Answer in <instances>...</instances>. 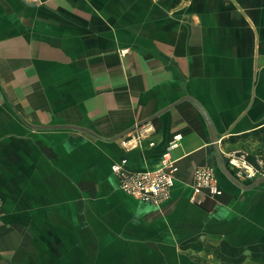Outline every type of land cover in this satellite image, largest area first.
<instances>
[{
  "label": "crops",
  "instance_id": "crops-1",
  "mask_svg": "<svg viewBox=\"0 0 264 264\" xmlns=\"http://www.w3.org/2000/svg\"><path fill=\"white\" fill-rule=\"evenodd\" d=\"M175 136L170 198L123 191ZM230 154L264 161V0H0V264H264Z\"/></svg>",
  "mask_w": 264,
  "mask_h": 264
},
{
  "label": "built area",
  "instance_id": "built-area-1",
  "mask_svg": "<svg viewBox=\"0 0 264 264\" xmlns=\"http://www.w3.org/2000/svg\"><path fill=\"white\" fill-rule=\"evenodd\" d=\"M31 1L41 3L45 0ZM179 139V136H175L170 142L159 165L155 168L141 171L129 170L126 157L114 162L112 171L119 179L120 188L140 200L155 205H160L168 200L180 169L177 160L171 154V150L177 146ZM228 157L229 169L242 181L252 180L256 175L264 174L261 173L263 172L262 160L252 165L239 154H230ZM193 190L195 194L207 191L214 198L220 197L224 192L215 169L210 166H200L195 170ZM3 205V201L0 199V216Z\"/></svg>",
  "mask_w": 264,
  "mask_h": 264
},
{
  "label": "water",
  "instance_id": "water-1",
  "mask_svg": "<svg viewBox=\"0 0 264 264\" xmlns=\"http://www.w3.org/2000/svg\"><path fill=\"white\" fill-rule=\"evenodd\" d=\"M25 3L28 5H34L35 3L29 0H24ZM223 171L227 178L235 184L237 187L241 188L242 190H249L252 188H255L259 186L260 184L264 183V174H258L256 175L250 183H245L242 180H240L230 169L229 167H226L223 165Z\"/></svg>",
  "mask_w": 264,
  "mask_h": 264
},
{
  "label": "rangeland",
  "instance_id": "rangeland-1",
  "mask_svg": "<svg viewBox=\"0 0 264 264\" xmlns=\"http://www.w3.org/2000/svg\"><path fill=\"white\" fill-rule=\"evenodd\" d=\"M262 171H263V172H261V173H264V161H263V168H262Z\"/></svg>",
  "mask_w": 264,
  "mask_h": 264
}]
</instances>
